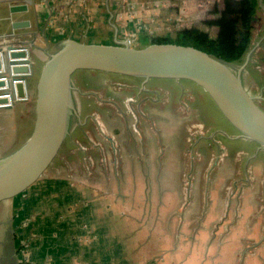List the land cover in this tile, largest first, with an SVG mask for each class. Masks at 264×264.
<instances>
[{
    "label": "crops",
    "instance_id": "0c3cea01",
    "mask_svg": "<svg viewBox=\"0 0 264 264\" xmlns=\"http://www.w3.org/2000/svg\"><path fill=\"white\" fill-rule=\"evenodd\" d=\"M203 1L22 0L29 10L12 17L30 20L32 25L22 31L37 30L42 36L34 51L38 55L34 66L42 68L48 59L45 50L53 51L68 38L88 42L92 26L108 32L104 24H110V13L113 21L127 20L143 43L151 40L152 31L204 21ZM219 1L210 11L213 17ZM117 27L118 35H123L124 26ZM94 115L87 117L105 129L98 113ZM222 135L221 141L210 137L196 142L197 158L192 154L163 161L152 143L150 156L131 155L126 145L118 144L122 155L117 169H109L115 158L100 159L97 162L108 169L82 180L64 177L55 168L45 183L47 191H41L53 196L52 202L30 199L14 205L20 208L11 221L16 252L20 233L25 244L20 247L29 253L27 264H46L49 259L53 264H264V150L257 143L235 139L238 133L233 131H227L229 137ZM108 143L112 147L108 140L103 144ZM170 165L179 167L172 171ZM185 165L192 174L184 171ZM96 177L101 181H94Z\"/></svg>",
    "mask_w": 264,
    "mask_h": 264
},
{
    "label": "water",
    "instance_id": "95a60500",
    "mask_svg": "<svg viewBox=\"0 0 264 264\" xmlns=\"http://www.w3.org/2000/svg\"><path fill=\"white\" fill-rule=\"evenodd\" d=\"M21 3L0 0V110L10 111L25 100L29 79L34 76L32 53L39 48V33L22 31L32 25L30 20H13L12 15L29 10ZM110 16L113 42L68 38L53 51L45 50L48 59L30 92L34 98L31 135L19 149L0 158V207L16 204L39 184L70 136L72 119L81 120L74 99V75L80 71L140 78L144 85L151 79L190 81L212 99L238 132L235 139L257 143L264 150V109L260 105L264 97L253 95L244 80L253 48L237 67L196 46L175 41L132 45L119 39L113 14Z\"/></svg>",
    "mask_w": 264,
    "mask_h": 264
},
{
    "label": "rangeland",
    "instance_id": "374dc122",
    "mask_svg": "<svg viewBox=\"0 0 264 264\" xmlns=\"http://www.w3.org/2000/svg\"><path fill=\"white\" fill-rule=\"evenodd\" d=\"M227 1H219L220 5L218 4V7L223 9L229 4L239 7L241 3V0H230L231 3ZM203 2H206L204 6H206L205 9L207 8L206 17L203 18L204 21L205 19H213L215 16L213 17L210 11L218 3L217 0H204ZM210 2H212V7L208 5ZM122 6L124 8L125 5L123 4ZM117 19L119 20V17ZM113 22L117 26H124L126 30L123 35L119 36V39L130 41L132 45L142 44L138 35L130 29L131 26L127 20H119V23L117 21ZM106 23L104 24V29L108 26L110 28L106 33L95 29V26L88 28V42L111 43L114 41V28L108 24L109 22ZM203 23V21L199 20H191L187 24L182 22L171 28L152 31V34L148 37L153 39L170 35L174 38L177 33L187 27L209 30ZM98 27L101 26L99 25ZM253 27L252 48L254 50L244 74V80L253 95H262L264 97V0H260ZM210 31L215 34L217 30L213 29ZM40 40H42V36L39 33L37 38L38 46L40 45ZM32 56L35 61H38L37 53H32ZM244 62L238 64L237 67H240ZM34 70V77L29 79V84L32 86L31 89H33L39 76L41 66L35 65ZM143 81L140 78L95 72L80 71L76 73L74 75V85L76 87L74 99L81 120L79 121L76 117L72 119L70 136L65 141L59 156L39 184L22 197L17 204L21 205L22 202L30 201V199L32 201L41 199L42 201L52 202L53 196H43L41 191H47L45 183L52 177L55 168L60 169V175L64 177L71 175V177L75 176L82 180L89 179L92 175L94 177L98 176L101 174L102 169H108L107 164L103 165L97 162L100 159L110 158L113 160L115 158V163H110L109 169H117L116 160L122 155V149L118 147V144L126 145L124 147L131 155L150 156L151 154L154 155L153 150L148 147L152 143L156 149V154L161 151L160 158H163V161L165 158H189L192 154L194 158H197L198 153L196 155L193 146L200 139H209L211 137L221 141L223 132L233 131L234 134L238 133L222 115L212 99L196 84L190 81L151 79L144 85ZM33 105L34 98L28 94L25 100L17 102L12 110H0V158L8 156L19 149L30 137L34 121ZM260 105L264 109V100L260 102ZM97 113V120L103 122L106 127L104 129L103 126L98 124V128L101 131L98 130L95 119L87 117ZM149 113H152L155 118ZM150 116L154 119H151ZM145 123L148 124V133L144 128ZM124 124L126 125L124 126ZM107 140L112 143V147L109 143L107 145L103 144ZM239 143L242 145L241 142ZM105 148L110 153L106 152ZM111 149H113V152H111ZM73 161L78 163L77 168L73 167ZM68 166L73 168L69 170L67 169ZM172 166V171L179 167V165H170L171 168ZM188 166L185 165L184 171H188ZM189 172L186 173L188 174ZM90 173L93 174L90 175ZM190 173L192 174V171ZM96 180L99 182L101 178H94V181ZM162 182L163 184L167 183L165 176ZM168 184L174 186V183L172 184L170 180ZM187 184L188 180H185L184 187ZM39 185L41 187L37 188ZM14 205L0 207V244L3 242L1 232L3 227L6 226L5 224L10 226V240H15L13 239L15 234L11 228V221L20 208ZM31 214L33 213L31 212ZM14 228L17 231L16 226ZM16 235H18L16 238L18 253L16 252V255L19 258H17L15 264H27L29 262V253L25 249L27 247H20V245L22 247L25 245L22 243L23 237L20 233ZM23 255L26 256L27 259H24L26 261L22 259ZM46 264L53 263L49 259Z\"/></svg>",
    "mask_w": 264,
    "mask_h": 264
},
{
    "label": "trees",
    "instance_id": "16d2710c",
    "mask_svg": "<svg viewBox=\"0 0 264 264\" xmlns=\"http://www.w3.org/2000/svg\"><path fill=\"white\" fill-rule=\"evenodd\" d=\"M259 5L260 0H241L239 7L229 4L223 9L216 8L215 18L203 21L209 30L194 27L180 31L174 38L167 35L150 41L193 45L238 65L244 62L252 49L253 22ZM213 29L217 30L215 34L210 31Z\"/></svg>",
    "mask_w": 264,
    "mask_h": 264
},
{
    "label": "flooded vegetation",
    "instance_id": "af4514ba",
    "mask_svg": "<svg viewBox=\"0 0 264 264\" xmlns=\"http://www.w3.org/2000/svg\"><path fill=\"white\" fill-rule=\"evenodd\" d=\"M3 231V242L0 244V264H15L16 259V249L14 241L10 240L9 225L5 224ZM12 228V227H11ZM14 239V236H13ZM13 249V250H12Z\"/></svg>",
    "mask_w": 264,
    "mask_h": 264
},
{
    "label": "built area",
    "instance_id": "2783aa9c",
    "mask_svg": "<svg viewBox=\"0 0 264 264\" xmlns=\"http://www.w3.org/2000/svg\"><path fill=\"white\" fill-rule=\"evenodd\" d=\"M130 43V41H128Z\"/></svg>",
    "mask_w": 264,
    "mask_h": 264
}]
</instances>
